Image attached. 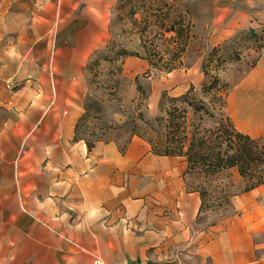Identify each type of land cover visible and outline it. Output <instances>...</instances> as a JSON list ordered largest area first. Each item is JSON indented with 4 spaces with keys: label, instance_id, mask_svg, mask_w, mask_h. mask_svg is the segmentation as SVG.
Segmentation results:
<instances>
[{
    "label": "crops",
    "instance_id": "0c3cea01",
    "mask_svg": "<svg viewBox=\"0 0 264 264\" xmlns=\"http://www.w3.org/2000/svg\"><path fill=\"white\" fill-rule=\"evenodd\" d=\"M94 1L0 0V264H92L94 256L103 264H264L255 240L264 233V184L234 196L235 214L200 231V197L184 185L183 158L156 156L137 137L123 154L113 141L88 151L74 140L94 37L82 51L54 47L67 40L56 26L72 21L22 20L21 11L103 7ZM215 1L210 46L263 27L264 0ZM8 9L15 20H4ZM227 104L239 132L264 137V46Z\"/></svg>",
    "mask_w": 264,
    "mask_h": 264
},
{
    "label": "rangeland",
    "instance_id": "374dc122",
    "mask_svg": "<svg viewBox=\"0 0 264 264\" xmlns=\"http://www.w3.org/2000/svg\"><path fill=\"white\" fill-rule=\"evenodd\" d=\"M101 3L102 8L28 9L22 10L21 16L22 20H31L34 15L40 18L49 17V19L53 15L52 20H58L60 17L59 20L72 21L71 24L56 26V38L57 35L63 33L67 36V40H55L54 47L59 44L75 46L82 51L88 41L87 37L90 38L92 35L94 39L91 54L104 49L111 41L115 43V46L143 55L141 41L149 51L157 46V50L164 55H171L174 51V44L168 40L170 34L159 31L155 25H151L140 37V32L146 25L144 20H157L158 23L163 20L180 22L181 26L188 31V39L181 43L183 51L180 54L177 68L169 73L153 69L146 75L148 64L135 57L122 60V75L120 76L112 74L109 64L102 62L98 67V79L91 85L88 83V74L84 71L85 96H89L88 104L97 103L101 107V112L96 114L91 111L85 122L81 124L79 137L91 140L94 138L91 135L93 132L103 141H115L122 146L128 140L129 124L137 112L141 111L146 118L152 119L160 113V98L163 92L168 97H177L184 94L190 85L194 87L193 96L196 99L216 104V97L212 93L204 95L200 93V85L203 82L209 83L210 76L214 73L226 88L223 112L238 130V126L228 113L227 97L237 89L238 83L254 65L260 49L264 46V25L262 28L255 29L253 35L250 34V29L240 30L228 40L212 47L208 39L213 29L212 23L216 20L215 15L218 12L215 10L217 5L215 0H103ZM134 12H136L134 18H131ZM15 13L18 15L14 9H8L4 20H15ZM10 27L13 26L7 25V28ZM212 48H219L220 57L212 59V63L206 67L208 76L204 77L201 66L204 60L209 61L207 56ZM137 83L144 94L137 91ZM8 87L10 91L16 88L10 84ZM203 125L212 127L215 121L205 118ZM202 181V179L183 175V182L187 188H196L202 184ZM210 188L211 193L206 198V204L212 207L219 203L218 191L220 189H227L230 194L239 195V191L243 189V182L235 172H224L210 182ZM211 207H205L198 217L196 221L198 230L209 231V228L221 219L222 215L235 214L233 209L224 212ZM255 240L261 246L258 254L264 258V233L258 235Z\"/></svg>",
    "mask_w": 264,
    "mask_h": 264
},
{
    "label": "trees",
    "instance_id": "16d2710c",
    "mask_svg": "<svg viewBox=\"0 0 264 264\" xmlns=\"http://www.w3.org/2000/svg\"><path fill=\"white\" fill-rule=\"evenodd\" d=\"M135 13H132L131 18H134ZM144 21L146 25L140 32V37L151 25H155L159 31L170 34L168 40L174 44V51L171 52V55H164L157 50V46L149 51L141 41L143 55L129 52L109 41L104 49L94 51L85 64L84 70L88 74L89 85L98 79V67L102 62L109 64L112 74L114 73L116 76L122 75V60L130 57L146 61L148 64L146 75L153 69L169 73L177 68L180 54L183 51L181 43L188 39L187 29L185 30L180 22L176 23L171 20H163L159 23L156 22L157 20ZM249 32L252 35L255 33L252 29ZM150 42L153 43V41ZM218 52L219 48H212L207 56L209 61H203L201 72L204 77L208 76L206 67L212 63V59L220 57ZM159 64L163 66H159ZM135 81L137 82V77ZM136 89L140 94H144L138 83ZM193 91L194 87L190 85L184 94L177 97H168L163 92L160 98V113L152 119H148L141 111L137 112L129 124L130 131L126 144L119 146L117 142H113L118 146L119 152L123 154L131 139L137 137L145 141L149 145L151 153L156 156L183 158L186 163L183 175L203 180L200 186L189 188L191 191L197 192L200 197L199 217L205 207H211L206 204V198L211 193L210 182L224 172L233 171L242 180L243 189L238 194L247 193L264 184V137L254 138L239 132L229 117L224 114L226 88L217 74L214 73L210 76L209 83L203 82L200 85V93L202 95L212 93L216 97V104L196 99L193 96ZM113 93L115 95V91ZM88 98V95L84 97L83 113L74 128V140H83L90 151L96 143H108L110 140L103 141L93 132L91 135L94 138L91 140L79 137L81 124L85 122L91 111L96 114L101 112V107L97 103L88 104ZM144 98L146 99V97ZM205 118L214 120L215 125L205 127L203 125ZM218 195L219 203L211 208L224 212L232 210V199L237 193L230 194L227 189H220ZM232 215L234 213L228 216L222 215V218L214 225L224 222Z\"/></svg>",
    "mask_w": 264,
    "mask_h": 264
},
{
    "label": "built area",
    "instance_id": "2783aa9c",
    "mask_svg": "<svg viewBox=\"0 0 264 264\" xmlns=\"http://www.w3.org/2000/svg\"><path fill=\"white\" fill-rule=\"evenodd\" d=\"M92 264H103V263H102V260L99 257L94 256Z\"/></svg>",
    "mask_w": 264,
    "mask_h": 264
}]
</instances>
